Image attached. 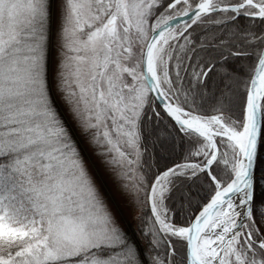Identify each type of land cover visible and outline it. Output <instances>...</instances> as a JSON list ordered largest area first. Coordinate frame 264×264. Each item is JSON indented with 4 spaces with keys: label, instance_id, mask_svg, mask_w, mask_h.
<instances>
[{
    "label": "snow or ice",
    "instance_id": "1",
    "mask_svg": "<svg viewBox=\"0 0 264 264\" xmlns=\"http://www.w3.org/2000/svg\"><path fill=\"white\" fill-rule=\"evenodd\" d=\"M0 264H264V0H0Z\"/></svg>",
    "mask_w": 264,
    "mask_h": 264
}]
</instances>
